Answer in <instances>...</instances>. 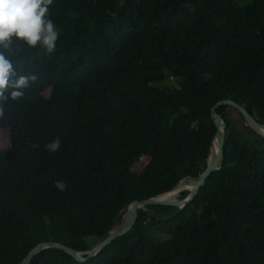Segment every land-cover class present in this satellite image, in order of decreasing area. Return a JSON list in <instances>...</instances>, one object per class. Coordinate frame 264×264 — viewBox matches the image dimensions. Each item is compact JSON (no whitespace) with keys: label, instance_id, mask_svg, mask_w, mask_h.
I'll return each mask as SVG.
<instances>
[{"label":"trees","instance_id":"16d2710c","mask_svg":"<svg viewBox=\"0 0 264 264\" xmlns=\"http://www.w3.org/2000/svg\"><path fill=\"white\" fill-rule=\"evenodd\" d=\"M47 18L54 52L13 38L6 53L17 76L36 80L0 117V264L49 241L87 252L133 202L196 181L219 102L264 124V0H53ZM217 113L220 169L184 209L146 206L89 261L46 249L30 264H264V137L237 109Z\"/></svg>","mask_w":264,"mask_h":264},{"label":"clouds","instance_id":"9594fccd","mask_svg":"<svg viewBox=\"0 0 264 264\" xmlns=\"http://www.w3.org/2000/svg\"><path fill=\"white\" fill-rule=\"evenodd\" d=\"M52 4L53 0H0V117L4 115L7 101L22 98L23 89L29 86L30 81L36 80L35 76H17L14 71L9 55H6L11 53L13 38L32 48L41 45L49 53L56 49L58 33L53 21L47 18ZM60 145L57 137L45 147L56 152ZM55 187L64 191L67 185L57 181Z\"/></svg>","mask_w":264,"mask_h":264},{"label":"water","instance_id":"95a60500","mask_svg":"<svg viewBox=\"0 0 264 264\" xmlns=\"http://www.w3.org/2000/svg\"><path fill=\"white\" fill-rule=\"evenodd\" d=\"M223 106H231L235 109H237L242 116L244 117L246 124L254 130L257 134L264 137V124H261L257 121L254 116L248 112L244 107L241 105L233 102V101H221L219 102L212 111V116L215 121L216 127L218 129L211 146V152L209 155V158L207 160V168L204 170V172L198 177V179L195 181V186L192 191L189 192V194L179 200L175 201H166L161 200V197H163L165 194H162L158 197L151 198L149 200L144 201H135L133 202L130 207L128 208L126 214L123 216L121 223L111 231V233L106 237L104 240L98 242L95 244L89 251L87 252H78L74 249L64 246L63 244L59 242L49 241V242H42L39 244L34 245L30 251L28 256L22 261L21 264H30L32 258L38 254L39 252L46 250V249H60L66 251L68 254L73 256L78 262H86L91 260L92 258L96 257L98 254H100L104 249H106L108 246H110L114 241L118 240L119 238L124 237L127 235L137 224L141 211L146 206H170V207H176L179 209H184L188 204H190L196 196L199 194L201 188L206 184L207 179L217 170L220 169L223 157H224V145H225V139L226 135L223 139H219V125L220 122H223L226 128V121L224 118H222L221 115L217 113V109ZM216 140L219 141V153L215 156L212 154V148L213 144L216 142ZM171 192V191H170ZM169 193V192H168ZM84 255H86L84 257Z\"/></svg>","mask_w":264,"mask_h":264},{"label":"rangeland","instance_id":"374dc122","mask_svg":"<svg viewBox=\"0 0 264 264\" xmlns=\"http://www.w3.org/2000/svg\"><path fill=\"white\" fill-rule=\"evenodd\" d=\"M235 2H236V6L238 7V8H240V9H246L247 7H249L250 5H251V0H235ZM166 84L167 85H174L175 84V82L170 78L167 82H166ZM1 146H2V148H4V147H6V145H7V141H8V133L7 132H5V131H2L1 132ZM147 163H148V159L147 158H145V157H143V159H142V161L138 164V165H136L135 167H134V171L135 172H140V171H142L145 167H146V165H147ZM184 182V183H183ZM189 182V183H188ZM195 183V181H193V180H185V181H182L181 183H180V185L181 184H185V185H190V184H194ZM187 191H189V190H185V191H183L179 196H178V200L179 199H181V196H182V194L184 193V192H187ZM190 192V191H189ZM119 225V224H118ZM117 225V226H118ZM116 226V227H117ZM158 239L159 240H162V241H166V240H168V238L165 236V235H158Z\"/></svg>","mask_w":264,"mask_h":264},{"label":"bare ground","instance_id":"6f19581e","mask_svg":"<svg viewBox=\"0 0 264 264\" xmlns=\"http://www.w3.org/2000/svg\"><path fill=\"white\" fill-rule=\"evenodd\" d=\"M225 135H226L225 125H224L223 122H220V125H219V139H223ZM218 153H219V141L216 140V142L213 144L212 154H213V156H215ZM194 186H195V183L194 184H190V185H185V184L178 185L174 190H172L171 192H169V193L165 194L163 197H161V200H166V201L178 200L177 199L178 196L183 191H185V190L192 191L194 189Z\"/></svg>","mask_w":264,"mask_h":264}]
</instances>
